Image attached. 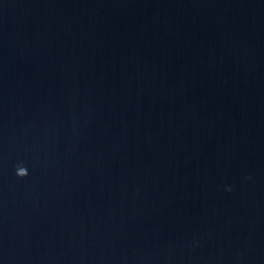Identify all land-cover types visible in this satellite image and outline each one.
I'll list each match as a JSON object with an SVG mask.
<instances>
[{
  "label": "water",
  "instance_id": "obj_1",
  "mask_svg": "<svg viewBox=\"0 0 264 264\" xmlns=\"http://www.w3.org/2000/svg\"><path fill=\"white\" fill-rule=\"evenodd\" d=\"M0 264H264V0H0Z\"/></svg>",
  "mask_w": 264,
  "mask_h": 264
},
{
  "label": "clouds",
  "instance_id": "obj_2",
  "mask_svg": "<svg viewBox=\"0 0 264 264\" xmlns=\"http://www.w3.org/2000/svg\"><path fill=\"white\" fill-rule=\"evenodd\" d=\"M18 177H24V176H26L28 173H27V170H26V168L25 167H23V166H17V168H16V173H15ZM228 190H230V189H228Z\"/></svg>",
  "mask_w": 264,
  "mask_h": 264
}]
</instances>
